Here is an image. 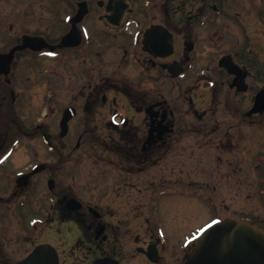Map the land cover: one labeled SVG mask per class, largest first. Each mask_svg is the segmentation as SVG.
<instances>
[{"label":"flooded vegetation","instance_id":"flooded-vegetation-1","mask_svg":"<svg viewBox=\"0 0 264 264\" xmlns=\"http://www.w3.org/2000/svg\"><path fill=\"white\" fill-rule=\"evenodd\" d=\"M225 4L0 0V264H185L194 219L243 217L194 186L195 133L236 162L264 116Z\"/></svg>","mask_w":264,"mask_h":264},{"label":"rangeland","instance_id":"rangeland-1","mask_svg":"<svg viewBox=\"0 0 264 264\" xmlns=\"http://www.w3.org/2000/svg\"><path fill=\"white\" fill-rule=\"evenodd\" d=\"M226 7L232 11H237L241 14L239 21L240 26L234 28L233 25L223 27L222 33L226 38L227 45H230L229 50L236 51L237 46L239 50L245 45L247 38V31L253 35L254 41L250 44L251 49L259 58L258 65L253 66L251 62L248 63L252 69L254 78L258 86H264V0H226ZM240 27V29H239ZM244 27L247 29H244ZM239 29V30H238ZM237 32V33H236ZM236 35L241 37L242 45H237ZM250 40L253 39L250 37ZM247 62V61H245ZM244 104H246V95L244 96ZM252 130H254L252 132ZM244 136L242 153L236 162L228 163L221 161L212 156L209 161L207 158V151L205 149V141L198 134L194 135L195 142V159L194 167L195 173V187H208L209 192L221 202L224 203V208L221 215L230 216H247L253 219L262 220L264 222V202L260 197L262 186L256 182L253 170L254 164L260 162L258 171L261 173L260 177L264 179V116L260 117L257 125L251 126L244 124ZM209 151V148H208ZM213 154V152L211 153ZM230 165L236 166L235 169L230 170ZM234 172V173H232ZM263 174V175H262ZM198 207V206H197ZM207 208L198 207L196 211H200L205 215L210 214L209 218L216 216L215 212L208 211ZM196 227L203 223L194 219ZM264 226V224H263ZM182 262V258H181Z\"/></svg>","mask_w":264,"mask_h":264},{"label":"water","instance_id":"water-1","mask_svg":"<svg viewBox=\"0 0 264 264\" xmlns=\"http://www.w3.org/2000/svg\"><path fill=\"white\" fill-rule=\"evenodd\" d=\"M262 100L259 95L254 111L262 109ZM186 264H264V231L245 219L214 222L200 234Z\"/></svg>","mask_w":264,"mask_h":264},{"label":"snow or ice","instance_id":"snow-or-ice-1","mask_svg":"<svg viewBox=\"0 0 264 264\" xmlns=\"http://www.w3.org/2000/svg\"><path fill=\"white\" fill-rule=\"evenodd\" d=\"M50 55H55V53H50Z\"/></svg>","mask_w":264,"mask_h":264}]
</instances>
